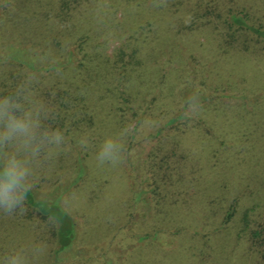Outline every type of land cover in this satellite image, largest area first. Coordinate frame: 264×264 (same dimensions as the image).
<instances>
[{
	"label": "rangeland",
	"instance_id": "1",
	"mask_svg": "<svg viewBox=\"0 0 264 264\" xmlns=\"http://www.w3.org/2000/svg\"><path fill=\"white\" fill-rule=\"evenodd\" d=\"M230 13L264 27V0H0V94L32 77L67 137L30 192L76 225L60 250L25 198L0 210V260L264 264L249 234L264 231V39ZM144 119L118 165L97 164L105 136Z\"/></svg>",
	"mask_w": 264,
	"mask_h": 264
},
{
	"label": "clouds",
	"instance_id": "2",
	"mask_svg": "<svg viewBox=\"0 0 264 264\" xmlns=\"http://www.w3.org/2000/svg\"><path fill=\"white\" fill-rule=\"evenodd\" d=\"M191 102L195 103V97ZM49 112V106L33 89L32 77L0 94V210L13 213L22 209L33 187L35 165L42 157L51 158L66 146L65 130L46 124ZM153 123L144 119L138 126H124L105 136L96 147L97 164L118 165L123 159L126 138L150 129ZM78 143L86 146L87 137H81ZM0 264H27V261L21 249H14Z\"/></svg>",
	"mask_w": 264,
	"mask_h": 264
},
{
	"label": "trees",
	"instance_id": "3",
	"mask_svg": "<svg viewBox=\"0 0 264 264\" xmlns=\"http://www.w3.org/2000/svg\"><path fill=\"white\" fill-rule=\"evenodd\" d=\"M248 17L241 13H230L228 15V18L226 19L227 26L232 29H238V30H246L251 32L252 34L256 35L257 37L264 39V27L257 26L255 24H252L249 22ZM177 121L176 118H173L170 120L169 123H174ZM160 132L157 133L159 135ZM134 137V135H131V137ZM168 158V157H167ZM129 162V161H128ZM26 203L30 205L33 209L37 210L38 213L42 216V218L45 219H53L58 224V231H57V237L59 241V249L63 250L67 246H69L74 237H75V228L76 225L74 223V220L62 209L59 202H44V201H37L32 195V192H28L26 195ZM233 214V211H230L228 218H231ZM245 221L248 223V216H245ZM248 225V224H247ZM250 226V225H248ZM254 228L250 229V239H252V246L261 249L263 254L262 258L264 259V240L260 241L262 232L260 229ZM259 240V241H258ZM58 249V250H59Z\"/></svg>",
	"mask_w": 264,
	"mask_h": 264
}]
</instances>
